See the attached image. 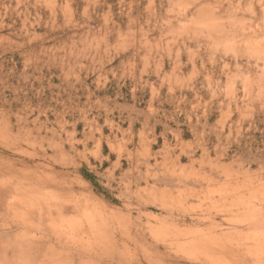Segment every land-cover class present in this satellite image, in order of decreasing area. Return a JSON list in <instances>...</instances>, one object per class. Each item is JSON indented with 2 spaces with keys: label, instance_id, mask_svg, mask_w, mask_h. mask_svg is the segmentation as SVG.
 Returning <instances> with one entry per match:
<instances>
[{
  "label": "rangeland",
  "instance_id": "374dc122",
  "mask_svg": "<svg viewBox=\"0 0 264 264\" xmlns=\"http://www.w3.org/2000/svg\"><path fill=\"white\" fill-rule=\"evenodd\" d=\"M0 264H264V0H0Z\"/></svg>",
  "mask_w": 264,
  "mask_h": 264
}]
</instances>
